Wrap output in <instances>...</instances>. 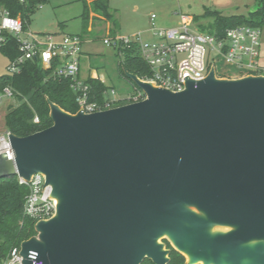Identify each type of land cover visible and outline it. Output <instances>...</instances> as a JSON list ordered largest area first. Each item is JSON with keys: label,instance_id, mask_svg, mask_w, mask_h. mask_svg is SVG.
I'll return each instance as SVG.
<instances>
[{"label": "water", "instance_id": "95a60500", "mask_svg": "<svg viewBox=\"0 0 264 264\" xmlns=\"http://www.w3.org/2000/svg\"><path fill=\"white\" fill-rule=\"evenodd\" d=\"M124 74L144 99L75 114L49 101L50 127L8 133L0 178L41 173L55 200L21 264L30 251L42 264H166L163 233L193 251L187 264H264V246L248 245L264 240V75L218 79L211 66L174 92Z\"/></svg>", "mask_w": 264, "mask_h": 264}, {"label": "built area", "instance_id": "2783aa9c", "mask_svg": "<svg viewBox=\"0 0 264 264\" xmlns=\"http://www.w3.org/2000/svg\"><path fill=\"white\" fill-rule=\"evenodd\" d=\"M23 1V0H20ZM155 14L150 16L147 30L132 35H113L102 39L104 45L110 47L119 59L123 58L124 49H136L139 56L148 65L151 75L144 81L155 86L177 92L185 88L186 81L202 80L211 66L208 65V54L216 53L225 66H233L239 72L253 75H264V64L260 58L259 27L237 25L225 29L222 37L196 31L192 25V17L180 13L176 25L159 27L155 24ZM8 36L15 39L19 56L8 61V73H15L26 60L38 59L43 68L56 64L53 75L56 78L69 79L70 87L76 93L78 110L93 113L116 107L119 102L133 103L145 98L144 92L134 90L120 97L114 88L104 91L102 104L88 101V86L79 77L83 40L78 34L34 33L23 29L19 18H13L0 6V48L6 43ZM1 96L11 97V91L4 88ZM118 102V103H117ZM77 110V111H78ZM34 122H38L34 117ZM8 133L0 136V152L12 158V150ZM18 177L19 184L27 186L28 193L24 197V215L40 220L49 219L55 212V200L50 197L51 187L45 184L41 173H34L30 180ZM36 252L30 251L28 258L33 264H42L36 259ZM20 245L12 247L0 264H21Z\"/></svg>", "mask_w": 264, "mask_h": 264}, {"label": "trees", "instance_id": "16d2710c", "mask_svg": "<svg viewBox=\"0 0 264 264\" xmlns=\"http://www.w3.org/2000/svg\"><path fill=\"white\" fill-rule=\"evenodd\" d=\"M47 0H0V6L8 11L13 18H19L23 29H27L29 16ZM84 6L82 13V29L87 28V19L91 5L92 13L99 18L111 19L109 0H81ZM258 8L250 13L261 15L264 22V0H258ZM214 13L215 20L212 25V34L222 37L225 29L237 25H250L259 27L260 22H254L241 15L223 16ZM93 17H95L93 15ZM0 52L8 59L14 60L19 56L15 39L8 36L6 43L0 48ZM56 64L50 68H43L38 59L26 60L15 73L0 75V94L4 88L11 91V97L18 101L16 106L8 105L4 115L6 131L19 137L27 136L52 125L50 118L49 101L58 105L64 111L75 114L78 105L75 101L76 93L71 89L69 79L56 78L53 75ZM118 71L133 87L140 90L129 79L124 71L136 75L141 80L151 75L148 65L139 56L136 49H124L123 58L118 61ZM88 101L102 104L105 99L104 91L107 86L98 78H87ZM127 102H119L115 106L124 105ZM37 117L38 122H34ZM28 193L27 186L19 184L17 175L0 178V258H5L8 251L19 246L22 241L36 235L35 219L24 215V197ZM165 247L168 249V261L166 264H187L185 257L175 250L168 241ZM141 264H154L149 259H144Z\"/></svg>", "mask_w": 264, "mask_h": 264}, {"label": "rangeland", "instance_id": "374dc122", "mask_svg": "<svg viewBox=\"0 0 264 264\" xmlns=\"http://www.w3.org/2000/svg\"><path fill=\"white\" fill-rule=\"evenodd\" d=\"M258 0H109L111 19L99 18L97 14L89 15L87 28L82 29L83 3L81 0H47L29 16L27 29L34 33L82 34L88 40L83 47L81 58L82 74L95 71L100 79L114 87L120 94L134 92L131 84L118 71L119 57L113 49L103 44L102 39L113 35H132L144 31L150 25V16L155 14V24L159 27L176 25L180 13L192 17V27L201 33L212 34L215 14L223 16L241 15L254 22H260V54L264 64V22L261 15H251L258 8ZM264 4V1H263ZM92 13L91 5H88ZM145 28V29H144ZM214 63L216 77L236 79L245 76L233 66H225L216 53L208 54L207 64ZM8 59L0 52V75L8 73ZM118 103V102H117ZM13 97H0V136L7 132L4 127V115L8 105L16 106ZM119 104V103H118ZM5 130V131H4ZM229 228L219 227L218 231ZM217 230V229H216ZM168 234L158 237L157 244L166 250ZM186 259V258H185ZM150 260V259H149ZM187 261V259H186ZM204 264L203 261H201Z\"/></svg>", "mask_w": 264, "mask_h": 264}, {"label": "bare ground", "instance_id": "6f19581e", "mask_svg": "<svg viewBox=\"0 0 264 264\" xmlns=\"http://www.w3.org/2000/svg\"><path fill=\"white\" fill-rule=\"evenodd\" d=\"M194 212L198 214L197 210H195ZM215 231H216V229H210L209 230V236L214 235V233H216ZM163 234H165V233H163ZM167 234L168 233H166V235ZM168 236L170 237V240L173 242V238L169 234H168ZM257 243H260L264 246V240L252 241L248 244L249 248H253L255 245H257ZM182 252L188 260H193L195 257L193 251L188 246H184V248L182 249ZM197 261H199L200 263H201V261H203L204 264H229V262L226 260L225 254L221 255V257L219 258V262H217V263L213 262V260L210 256H206V257L201 256L200 258L197 259ZM240 264H251V260L248 258H244L240 261Z\"/></svg>", "mask_w": 264, "mask_h": 264}, {"label": "crops", "instance_id": "0c3cea01", "mask_svg": "<svg viewBox=\"0 0 264 264\" xmlns=\"http://www.w3.org/2000/svg\"><path fill=\"white\" fill-rule=\"evenodd\" d=\"M91 15H93V13H90V16ZM90 29V26H88V28H87V30H89ZM145 29V28H144ZM148 29V27L145 29V30H147ZM144 30V31H145ZM54 33H58V32H54ZM59 34H64V33H59ZM78 35H80L81 36V38H82V40H83V44H82V56H81V58L83 57V52H84V50H83V47H84V45H85V43L86 42H88V40L86 41V40H84V38H83V36H82V34L80 33V34H78ZM82 66L80 67V74H79V77L81 78V79H83V80H86L87 78H98V79H100L99 77H98V75H97V73L95 72V71H93L92 72V74L90 75V74H88V75H83L82 74ZM108 88H114V87H112V86H110V85H108L103 79H100ZM115 89V88H114ZM116 90V89H115ZM117 91V90H116ZM117 93H118V95L120 96V97H123V96H125L126 95V93L125 94H120L118 91H117ZM128 94V93H127ZM5 127V126H4ZM5 130H6V128H5ZM4 130V131H5Z\"/></svg>", "mask_w": 264, "mask_h": 264}, {"label": "flooded vegetation", "instance_id": "af4514ba", "mask_svg": "<svg viewBox=\"0 0 264 264\" xmlns=\"http://www.w3.org/2000/svg\"><path fill=\"white\" fill-rule=\"evenodd\" d=\"M166 250H168V249L166 248Z\"/></svg>", "mask_w": 264, "mask_h": 264}]
</instances>
